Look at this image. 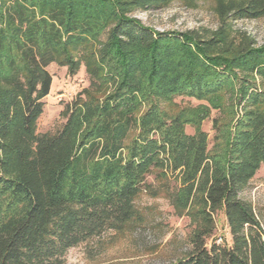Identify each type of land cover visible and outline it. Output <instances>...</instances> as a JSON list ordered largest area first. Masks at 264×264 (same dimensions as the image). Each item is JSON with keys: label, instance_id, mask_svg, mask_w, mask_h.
I'll return each instance as SVG.
<instances>
[{"label": "trees", "instance_id": "trees-1", "mask_svg": "<svg viewBox=\"0 0 264 264\" xmlns=\"http://www.w3.org/2000/svg\"><path fill=\"white\" fill-rule=\"evenodd\" d=\"M172 1L0 0V264H66L68 249L136 219L152 170L178 181L174 206L203 223L169 264H264V223L240 197L264 164V44L235 47L225 29L263 19L264 0L228 1L211 35L130 15ZM94 44L88 73L105 92L85 90L55 133L37 134L48 65L74 67L70 49ZM178 96L208 105L162 107ZM211 109L222 118L208 147ZM219 211L229 240L212 237Z\"/></svg>", "mask_w": 264, "mask_h": 264}, {"label": "rangeland", "instance_id": "rangeland-1", "mask_svg": "<svg viewBox=\"0 0 264 264\" xmlns=\"http://www.w3.org/2000/svg\"><path fill=\"white\" fill-rule=\"evenodd\" d=\"M228 1L243 0H175L162 8L133 10L130 15L156 31L198 30L211 35L222 25L221 9ZM226 42L238 45L260 46L264 44V18L229 21ZM105 39V34L100 38ZM99 45L70 49L74 67L61 59L48 65L52 82L49 94L44 98V107L36 123V133H55L64 122L67 104L85 90L101 96L105 90L92 84L89 69L93 68ZM74 72H71L73 70ZM264 90V83L261 86ZM208 105L205 100L178 96L171 104L162 107L173 113L182 107ZM221 116L211 109L210 115L201 123V129L208 134V147L212 145L214 130L212 119ZM222 118V116H221ZM191 134L194 127L187 125ZM178 181L171 176L163 177L158 170H152L144 181V187L134 199L136 219L107 229L94 235L65 253L66 264H169L185 257L191 250L189 239L203 223L190 210H179L173 204ZM240 197L252 204L256 214L264 223V164H261ZM213 238L230 239L225 217L221 211L213 215Z\"/></svg>", "mask_w": 264, "mask_h": 264}]
</instances>
